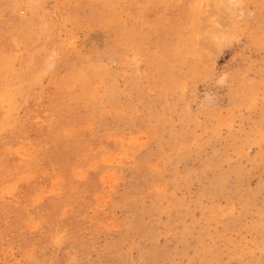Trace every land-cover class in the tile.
Masks as SVG:
<instances>
[{
  "label": "rangeland",
  "instance_id": "obj_1",
  "mask_svg": "<svg viewBox=\"0 0 264 264\" xmlns=\"http://www.w3.org/2000/svg\"><path fill=\"white\" fill-rule=\"evenodd\" d=\"M0 264H264V0H0Z\"/></svg>",
  "mask_w": 264,
  "mask_h": 264
},
{
  "label": "bare ground",
  "instance_id": "obj_2",
  "mask_svg": "<svg viewBox=\"0 0 264 264\" xmlns=\"http://www.w3.org/2000/svg\"><path fill=\"white\" fill-rule=\"evenodd\" d=\"M40 11V10H39Z\"/></svg>",
  "mask_w": 264,
  "mask_h": 264
}]
</instances>
